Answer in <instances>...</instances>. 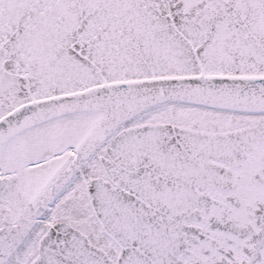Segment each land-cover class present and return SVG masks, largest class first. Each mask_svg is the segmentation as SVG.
<instances>
[{
    "label": "snow or ice",
    "instance_id": "snow-or-ice-1",
    "mask_svg": "<svg viewBox=\"0 0 264 264\" xmlns=\"http://www.w3.org/2000/svg\"><path fill=\"white\" fill-rule=\"evenodd\" d=\"M0 264H264V0H0Z\"/></svg>",
    "mask_w": 264,
    "mask_h": 264
}]
</instances>
